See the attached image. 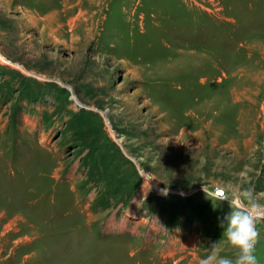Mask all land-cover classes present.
Wrapping results in <instances>:
<instances>
[{"label":"rangeland","instance_id":"obj_1","mask_svg":"<svg viewBox=\"0 0 264 264\" xmlns=\"http://www.w3.org/2000/svg\"><path fill=\"white\" fill-rule=\"evenodd\" d=\"M0 53V264L234 256L152 202L264 205V0H0Z\"/></svg>","mask_w":264,"mask_h":264},{"label":"clouds","instance_id":"obj_2","mask_svg":"<svg viewBox=\"0 0 264 264\" xmlns=\"http://www.w3.org/2000/svg\"><path fill=\"white\" fill-rule=\"evenodd\" d=\"M167 191V188L162 190L165 195ZM240 199L247 202L233 205L218 218L222 237L235 249L234 256L221 254L218 241L210 240L208 254L200 259L199 264H258L255 254L259 238L257 212L264 205L257 202L256 194L250 189L244 191Z\"/></svg>","mask_w":264,"mask_h":264},{"label":"trees","instance_id":"obj_3","mask_svg":"<svg viewBox=\"0 0 264 264\" xmlns=\"http://www.w3.org/2000/svg\"><path fill=\"white\" fill-rule=\"evenodd\" d=\"M168 200L166 202H169V209H164L162 207H160V205H162L158 200H156L155 202H152V207L154 208V210L158 213V214H164V219L169 220L170 222H188L189 225H192V223L195 222V219H198L201 223V227L203 226L204 228L208 227V231L210 232V234H218L220 236H222V228L219 224V217L220 215H218L219 213L217 211H214V214H210L208 216L202 215L201 213L196 214L195 211L192 215H189V213H186L187 209H189L190 207V201L189 200H185L183 201V204H179L176 201L178 199L183 200L181 197H174V196H168L167 197ZM161 200V199H160ZM102 201V200H101ZM189 218H193V219H189L188 220V216ZM170 216H172V218L170 219ZM171 227V225H170ZM176 227V225H172L171 229H174Z\"/></svg>","mask_w":264,"mask_h":264},{"label":"bare ground","instance_id":"obj_4","mask_svg":"<svg viewBox=\"0 0 264 264\" xmlns=\"http://www.w3.org/2000/svg\"><path fill=\"white\" fill-rule=\"evenodd\" d=\"M0 60H1V61H4V62H6V63H9V64H11V65H14V64H13L12 62H10L6 57H4L1 53H0ZM15 66H17V65H15ZM17 67L21 68V70H23V71L26 72V70H25L24 68H22V67H20V66H17ZM182 77H183V76H182ZM184 77H185V76H184ZM191 83H192V82H191ZM192 109H193V107H192ZM181 121H182V119H181ZM157 186H158V187H157ZM152 187H156L158 190L162 191V188H161V186H160L159 184L155 185L154 181H152L151 179H149V180H147L146 185L144 186L143 194L146 195V194L148 193V191H149ZM236 202H237L238 204L241 203V202L239 201V199H237ZM259 211L262 212V209H259Z\"/></svg>","mask_w":264,"mask_h":264},{"label":"built area","instance_id":"obj_5","mask_svg":"<svg viewBox=\"0 0 264 264\" xmlns=\"http://www.w3.org/2000/svg\"><path fill=\"white\" fill-rule=\"evenodd\" d=\"M225 189L222 186H215L213 196L217 199H226Z\"/></svg>","mask_w":264,"mask_h":264},{"label":"water","instance_id":"obj_6","mask_svg":"<svg viewBox=\"0 0 264 264\" xmlns=\"http://www.w3.org/2000/svg\"><path fill=\"white\" fill-rule=\"evenodd\" d=\"M149 178L152 180V181H155L151 176H149ZM196 190V189H195ZM193 190V191H190V192H182L183 195L185 196H191L193 195L196 191ZM198 190V189H197ZM262 209V208H261Z\"/></svg>","mask_w":264,"mask_h":264}]
</instances>
